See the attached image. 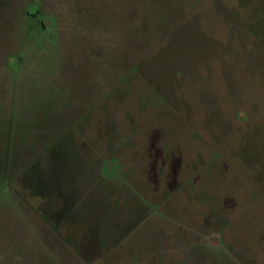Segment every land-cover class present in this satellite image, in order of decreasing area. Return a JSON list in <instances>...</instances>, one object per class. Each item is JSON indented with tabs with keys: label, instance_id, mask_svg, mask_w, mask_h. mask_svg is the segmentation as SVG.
<instances>
[{
	"label": "rangeland",
	"instance_id": "obj_1",
	"mask_svg": "<svg viewBox=\"0 0 264 264\" xmlns=\"http://www.w3.org/2000/svg\"><path fill=\"white\" fill-rule=\"evenodd\" d=\"M82 1L39 0L49 28L34 32L20 0H0V264H84L49 248L5 188L9 155L26 178L44 148L101 157L92 173L104 167L117 213L133 206L124 184L109 196L122 178L160 205L152 218L168 237L144 238L121 264H264V0H147L144 11L93 0L106 7L98 19ZM157 5L177 16L159 21ZM89 246L94 264H120Z\"/></svg>",
	"mask_w": 264,
	"mask_h": 264
},
{
	"label": "crops",
	"instance_id": "obj_2",
	"mask_svg": "<svg viewBox=\"0 0 264 264\" xmlns=\"http://www.w3.org/2000/svg\"><path fill=\"white\" fill-rule=\"evenodd\" d=\"M20 3L22 11H19L18 17L20 15L21 18L29 20L30 22L31 20L38 22L36 24L34 23V27V21L32 24L29 22L31 24V31L32 27L34 32H36V29H39L42 32L49 28L43 20L45 16L39 7V0H20ZM85 3H88L89 6L86 7ZM145 3H147V0H134L133 4L137 11H139V8L144 11L145 9L142 8V5ZM243 3L244 0L243 2L241 0V6ZM133 4H130L129 11L125 10L124 12L127 13L133 11ZM175 4L179 7V5H181V0H175ZM82 5L83 18L98 19L100 16L96 13L101 12L104 14L106 11L105 5H103L102 10H99L101 4L96 7V5L93 4V0L89 2L82 1ZM155 8L152 10L154 13L161 14L159 15V21L162 22L165 20L164 15L167 18L172 12H174L172 10V12L162 11L164 13L162 14L158 9V5ZM182 9L183 13H185V9L183 7ZM172 14L174 17L177 16L174 13ZM153 17L154 16L145 20L144 28L146 36H148V34H153L149 31L148 27L154 21L152 19ZM91 29L95 32L97 28L96 26H94V28H89V33ZM159 29L160 32H162L161 29L163 28ZM100 31L101 30H96L98 34H102ZM148 49H152V47ZM16 122V124L20 122L19 118ZM73 141L72 138V143H70V145H72V151H74ZM42 152L44 153H42L41 156H46V160L44 159L40 165H43V167L36 168V170L28 174L26 178L21 176L25 171L19 173L15 166H13V168L11 167L10 154L7 158V174L5 178L8 182L5 185V188L10 193L9 196H12L15 200L17 198V204H19L22 209L25 219L28 217L30 220L32 217V221L30 220L29 223L33 226L35 231H37L39 237L42 240H46L49 248L52 249L54 245L58 250L59 246L67 249L70 248L71 252L77 254V257L80 258L84 264H94L90 258V255L92 254L90 252L92 251L88 250L91 247L89 245L95 243L98 244V242H100L102 246H99L102 248V255L100 258L107 259L110 257V259L116 262L120 259L121 264L123 263L122 258L135 259L139 257V253H133V249L137 248V244H140L144 238H146V241H150L151 244L152 240L150 237L153 235L155 236L159 234L161 236H167L166 230L158 228L155 223L156 219L152 218V216L157 213V209L160 205L155 206L148 198L145 196L142 197L141 194L137 193V190L133 188L135 186L134 183L128 182V180H123L124 178H122V180H117V184H114L117 186V188L115 186L117 189L116 192L115 188L109 189V196L114 193V198H117L120 189L118 184H124L128 187L126 190L131 191V193L129 192L130 195L128 198H125V200L129 199L127 201H132L133 206L125 214L117 213L115 211L113 204L107 199L108 189L106 190L105 182L107 176L106 173H104V167H101L102 173L100 172L98 175H93L92 173L93 169H96L95 167L101 165L98 163H103L101 157L97 160L91 161L89 157L84 158L82 156L81 160H79L78 157L75 158L73 154L66 153V156L62 157V159L56 160L54 158L55 154H53V156L52 154H49L47 148H44ZM36 160L37 157L35 155L30 159V162H26L25 164L36 163ZM55 162L60 163L61 166L55 165ZM94 162L95 166H92L91 164ZM114 168L117 167L112 166L110 169L114 170ZM10 170L14 172L13 175H10ZM113 170L111 172H113ZM39 173L43 174L45 184L39 179ZM5 194L6 191H4L3 196ZM121 203V200H117L118 206L122 205ZM59 214L61 215L60 217ZM75 223H80L79 225L83 228L80 242L78 241V238L76 240L81 246L83 242H87V245L83 246V248L76 245L73 239ZM142 227H144L143 232L146 233L142 234L143 232H140L133 236V233L138 232ZM112 231L117 232V235L120 238L115 239L117 235L114 237ZM127 231L129 232L127 233ZM106 234H111L114 237V242L109 245V249L105 248V246H108L107 238L110 237H107ZM184 236L186 235L181 234L177 236L176 239H183ZM103 243L104 246L102 245ZM124 243L130 244L127 249L126 246L123 245ZM123 247L125 250H121ZM81 250H84L85 254H83ZM123 251L128 252L126 254L123 253ZM179 259L181 260L180 264H182L185 257H179Z\"/></svg>",
	"mask_w": 264,
	"mask_h": 264
}]
</instances>
